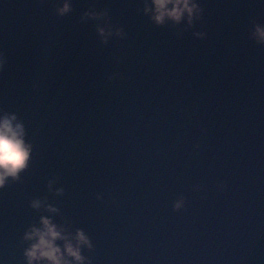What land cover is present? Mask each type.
<instances>
[{
	"label": "water",
	"instance_id": "1",
	"mask_svg": "<svg viewBox=\"0 0 264 264\" xmlns=\"http://www.w3.org/2000/svg\"><path fill=\"white\" fill-rule=\"evenodd\" d=\"M61 2L0 0V108L33 143L0 188V261L26 264L44 214L89 234L91 264H264V0H200L192 26L143 0ZM93 7L125 35L101 41Z\"/></svg>",
	"mask_w": 264,
	"mask_h": 264
},
{
	"label": "clouds",
	"instance_id": "2",
	"mask_svg": "<svg viewBox=\"0 0 264 264\" xmlns=\"http://www.w3.org/2000/svg\"><path fill=\"white\" fill-rule=\"evenodd\" d=\"M71 7V0H62L56 11L63 15ZM143 11L156 24H164L167 21L179 24L186 21L187 26H192L195 20L201 18L203 6L200 0H143ZM87 17L96 20L103 18V22L96 25L103 42H107L111 35H125L123 26L110 23L106 9H86L81 18ZM195 35L204 36L205 33L196 32ZM252 35L258 41L264 42V25L255 24ZM4 63V54L0 52V68H3ZM32 151L33 143L27 139L24 121L19 118L17 112L0 108V188L9 183V178L20 179V173L29 165ZM51 185L52 181H49L50 191ZM55 192L63 193L64 189L58 187ZM30 206L49 213L60 211L56 204L48 202V197H34L30 200ZM172 206L174 210L185 206L183 194L173 200ZM70 224L71 221L58 223L53 216L44 214L40 215L39 223L29 224L21 236V241L26 243L22 253L26 264H91V257L83 253V248L94 247L91 237L80 227L73 232ZM0 264L3 262L0 261Z\"/></svg>",
	"mask_w": 264,
	"mask_h": 264
}]
</instances>
